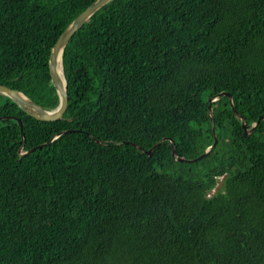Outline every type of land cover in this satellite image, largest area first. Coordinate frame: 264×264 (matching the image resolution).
<instances>
[{"label":"trees","instance_id":"16d2710c","mask_svg":"<svg viewBox=\"0 0 264 264\" xmlns=\"http://www.w3.org/2000/svg\"><path fill=\"white\" fill-rule=\"evenodd\" d=\"M94 1L0 0V84L56 109ZM63 70L61 119L0 93V264H264V119L209 110L264 117V0H111Z\"/></svg>","mask_w":264,"mask_h":264},{"label":"water","instance_id":"95a60500","mask_svg":"<svg viewBox=\"0 0 264 264\" xmlns=\"http://www.w3.org/2000/svg\"><path fill=\"white\" fill-rule=\"evenodd\" d=\"M111 0H95L93 3H91L84 11H82L67 27L66 29L61 33L59 36L58 40L56 41L55 45L53 46L50 54V59H49V70H50V76L53 85L55 86L57 93L60 98L59 105L57 106L56 109L53 110H48L38 103H36L34 100H32L30 97H28L25 93H23L20 90L13 89L7 85L0 84V93L5 94L9 96L10 98L13 99V101L20 106L28 115L37 118L39 120H44V121H55L58 119H61L64 117V114L67 110L68 107V102H69V95H68V87H67V81L64 77L62 78L58 72V64H59V59H61V67L63 70V52L64 49L69 42L70 38L80 29L82 28L85 23L91 18V16L97 12L101 7H103L105 4L110 2ZM64 73V70H63ZM222 95H229L231 99V106L233 110L235 111L236 115L238 118L242 120V125L245 129V134L253 132L255 127L258 125L261 119H264L263 116L259 118L257 122H255L252 127L247 125L246 118L238 113L235 109L232 96L227 93V92H222L217 94L216 96L210 98L209 102V110L210 113H212V103L220 98ZM12 118L15 119V116H11ZM17 121L20 124L21 130H22V136H25L23 132V123L21 118H16ZM213 119V116H212ZM213 130L215 134V140L213 144L208 147L204 153L199 155L198 157L191 158V159H185L181 157L180 155L177 154L175 144L172 141V155L174 158H176L178 161L183 162V161H188L190 163H195L199 161L202 158H205L208 153L216 146L218 142V136L215 131V126L213 125ZM165 140V138L163 139ZM161 142V141H160ZM160 142H158L156 145H158ZM156 145L153 146L148 151V154H151L152 150L156 147ZM33 148L32 150H35Z\"/></svg>","mask_w":264,"mask_h":264},{"label":"bare ground","instance_id":"6f19581e","mask_svg":"<svg viewBox=\"0 0 264 264\" xmlns=\"http://www.w3.org/2000/svg\"><path fill=\"white\" fill-rule=\"evenodd\" d=\"M58 72L60 74V76L63 78L64 77V73L61 67V59H59V64H58Z\"/></svg>","mask_w":264,"mask_h":264},{"label":"clouds","instance_id":"9594fccd","mask_svg":"<svg viewBox=\"0 0 264 264\" xmlns=\"http://www.w3.org/2000/svg\"><path fill=\"white\" fill-rule=\"evenodd\" d=\"M21 152H23V151L21 150Z\"/></svg>","mask_w":264,"mask_h":264},{"label":"rangeland","instance_id":"374dc122","mask_svg":"<svg viewBox=\"0 0 264 264\" xmlns=\"http://www.w3.org/2000/svg\"><path fill=\"white\" fill-rule=\"evenodd\" d=\"M213 192H214V190H213Z\"/></svg>","mask_w":264,"mask_h":264}]
</instances>
